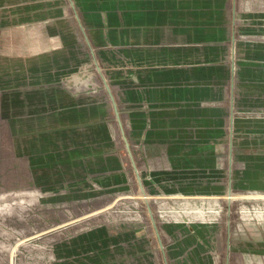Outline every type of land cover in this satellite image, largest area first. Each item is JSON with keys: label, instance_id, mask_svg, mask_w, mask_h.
<instances>
[{"label": "crops", "instance_id": "crops-1", "mask_svg": "<svg viewBox=\"0 0 264 264\" xmlns=\"http://www.w3.org/2000/svg\"><path fill=\"white\" fill-rule=\"evenodd\" d=\"M3 30L32 107L48 125L82 127L47 136L82 192L91 177L128 179L120 136L135 173L111 91L150 193L214 205L264 193V0H0Z\"/></svg>", "mask_w": 264, "mask_h": 264}, {"label": "rangeland", "instance_id": "rangeland-1", "mask_svg": "<svg viewBox=\"0 0 264 264\" xmlns=\"http://www.w3.org/2000/svg\"><path fill=\"white\" fill-rule=\"evenodd\" d=\"M7 33L0 31V264H264V193H232L230 205L181 204L144 187L146 201L121 136L115 151L128 179L110 187L91 177L82 192L79 168L47 152L56 146L48 135L82 127L48 125L46 111L32 107Z\"/></svg>", "mask_w": 264, "mask_h": 264}, {"label": "water", "instance_id": "water-1", "mask_svg": "<svg viewBox=\"0 0 264 264\" xmlns=\"http://www.w3.org/2000/svg\"><path fill=\"white\" fill-rule=\"evenodd\" d=\"M99 69H100V68H99ZM104 82H105V84H106L107 89L110 91V88H109V86H108V84H107V82H106L105 79H104ZM110 95H111V99H112V101H113V103H114V106H115L116 114H117V116H118L119 125H120L121 131H122V133H123V135H124V139H125V141H126L127 149H128V151H129V153H130V155H131V158H132V161H133V165H134V168H135V172H136V175H137V179H138V182H139L140 188H141L142 192H146L145 189H144V185H143V182H142L141 175H140V173H139V171H138V169H137L136 161L134 160L133 155H132V152H131L130 143H129V141H128V138H127L126 135H125V131H124V128H123V124H122V120H121V117H120V113H119V110H118L117 104H116V102H115V100H114V96L112 95L111 91H110ZM153 221L155 222L154 219H153ZM155 228H156V226H155ZM156 229H157V228H156ZM158 237H159V234H158ZM159 241H160V247H161L162 250H163V249H164V245H163V243H162V241H161L160 238H159Z\"/></svg>", "mask_w": 264, "mask_h": 264}, {"label": "bare ground", "instance_id": "bare-ground-1", "mask_svg": "<svg viewBox=\"0 0 264 264\" xmlns=\"http://www.w3.org/2000/svg\"><path fill=\"white\" fill-rule=\"evenodd\" d=\"M123 136H124V135H123ZM141 193L144 195L146 201H148L146 193H145V192H141ZM231 194H232V193H231ZM231 194L229 195V200L232 199V195H231Z\"/></svg>", "mask_w": 264, "mask_h": 264}]
</instances>
